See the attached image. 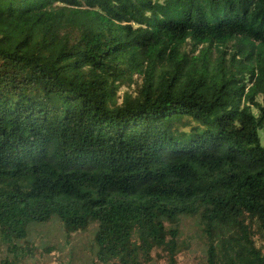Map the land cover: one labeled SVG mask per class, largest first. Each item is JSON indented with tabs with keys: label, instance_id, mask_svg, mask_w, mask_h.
Returning a JSON list of instances; mask_svg holds the SVG:
<instances>
[{
	"label": "trees",
	"instance_id": "obj_1",
	"mask_svg": "<svg viewBox=\"0 0 264 264\" xmlns=\"http://www.w3.org/2000/svg\"><path fill=\"white\" fill-rule=\"evenodd\" d=\"M259 130L264 0H0V264H264Z\"/></svg>",
	"mask_w": 264,
	"mask_h": 264
},
{
	"label": "rangeland",
	"instance_id": "obj_2",
	"mask_svg": "<svg viewBox=\"0 0 264 264\" xmlns=\"http://www.w3.org/2000/svg\"><path fill=\"white\" fill-rule=\"evenodd\" d=\"M159 1L162 2L163 0H159ZM122 93L123 91H120V95H122ZM259 137L261 144L264 146V130H259ZM52 225L53 224L41 227L40 236L41 237L44 236L46 237V239L55 236L57 234V231L56 228ZM195 227H196L195 221L192 219L182 221L180 231L183 233L180 237V240L181 242L182 240H186L188 244V248L183 247L182 251L178 253V255L176 256L175 264H198L203 261L202 256H204V250H205L203 244L201 245L197 239L193 240L190 237ZM93 236H94V231L93 229H90L86 233L74 235L71 243L66 244L64 237L62 235H58V239H57L58 246H56L55 247L56 249H54L52 252V255L54 256L55 259L52 260L51 264H58L59 261L56 258L57 257L62 258V256L65 254H67L68 257L71 258V252L73 250L78 252V254L79 253L86 254L85 257L78 256L77 259L80 258L86 259L89 255V249H87V246L90 245L91 247L93 245L91 243ZM51 242H52L51 244H53V241ZM43 244H45V242ZM153 259H154L153 262L149 264H169L170 262L168 252L162 249L153 252Z\"/></svg>",
	"mask_w": 264,
	"mask_h": 264
}]
</instances>
